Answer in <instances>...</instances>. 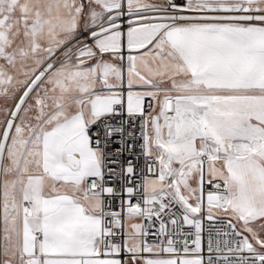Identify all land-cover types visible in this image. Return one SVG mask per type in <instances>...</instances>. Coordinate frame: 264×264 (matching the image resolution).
<instances>
[{
	"label": "snow or ice",
	"instance_id": "obj_1",
	"mask_svg": "<svg viewBox=\"0 0 264 264\" xmlns=\"http://www.w3.org/2000/svg\"><path fill=\"white\" fill-rule=\"evenodd\" d=\"M0 264H264V0H0Z\"/></svg>",
	"mask_w": 264,
	"mask_h": 264
}]
</instances>
